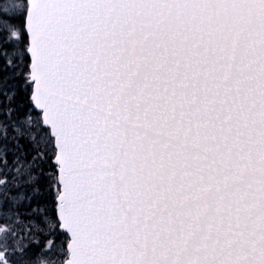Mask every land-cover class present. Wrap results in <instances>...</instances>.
<instances>
[{
  "label": "snow or ice",
  "instance_id": "obj_1",
  "mask_svg": "<svg viewBox=\"0 0 264 264\" xmlns=\"http://www.w3.org/2000/svg\"><path fill=\"white\" fill-rule=\"evenodd\" d=\"M0 264H264V0H0Z\"/></svg>",
  "mask_w": 264,
  "mask_h": 264
}]
</instances>
